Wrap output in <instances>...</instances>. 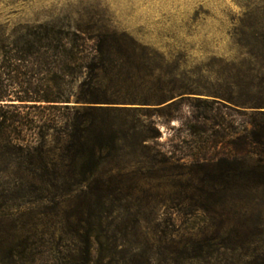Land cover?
Wrapping results in <instances>:
<instances>
[{"label":"trees","instance_id":"1","mask_svg":"<svg viewBox=\"0 0 264 264\" xmlns=\"http://www.w3.org/2000/svg\"><path fill=\"white\" fill-rule=\"evenodd\" d=\"M241 25L236 44L264 50V27ZM1 52V172L21 182L16 199L25 208L58 198L88 205L66 219L60 240L75 255L65 264H99L95 247L125 238L121 209L135 204L155 214L164 207L157 215L166 226L195 210L218 218L220 227L233 225V242H194L190 263L249 248L240 264H264V83L246 85L241 64L213 61L163 79L150 64L155 55L103 19L26 27ZM158 120L179 123L165 152L146 143L159 145ZM151 151L154 159L144 166L121 161ZM186 166L192 176L181 192L161 196L152 192L159 186L139 185L141 172L162 177ZM9 195L0 207L4 217ZM41 255L35 249L32 262ZM18 257L0 264H17Z\"/></svg>","mask_w":264,"mask_h":264},{"label":"rangeland","instance_id":"2","mask_svg":"<svg viewBox=\"0 0 264 264\" xmlns=\"http://www.w3.org/2000/svg\"><path fill=\"white\" fill-rule=\"evenodd\" d=\"M88 19H103L118 32L126 33L147 48L157 58L155 63L151 61L150 64L158 66L156 74L163 79L176 69L190 73L213 61H223L225 64H241L240 79L246 85L264 83L262 47L236 44L242 20L264 27V0H0V59L2 45L14 41L26 27L55 21H70L74 25ZM156 126L160 136L155 142L159 145L155 146L151 141L146 143L155 151L165 152L167 147L164 144L177 134L171 127H178L179 123L172 121L169 126L158 120ZM155 151L125 157L121 161L144 166L154 159ZM1 169L3 166L0 162V207L5 203V196H13L9 195L7 199L9 202L6 203L10 206L6 217L0 208V262L10 261L19 252L17 264H65L69 253L74 254L73 245L61 243L60 240L66 219L73 213L80 216L82 212H87L88 205L82 207L76 199L74 203L58 198L52 204L25 208L14 195V189L21 182L13 176H5ZM191 173L189 166L162 177H156L160 175L158 173L150 177L144 171L138 175L139 185L145 190L149 189L148 185L159 186L152 192L161 196L173 195L179 189L183 191L179 185L183 187V184H187ZM86 190L85 187L77 193L82 194ZM142 196L141 192L134 193L136 198ZM136 205H129L128 212L121 209L120 215L126 221L121 227L126 233L125 238L118 242L113 239L106 246L95 247L99 264H197L185 260L195 254L192 248L194 242L205 239L218 245L226 243V239L233 242V225L220 227L218 218L213 219L204 211L183 213L173 226H166L162 225L157 215L165 211L164 207L157 209L155 214L142 204L145 208H139L140 216H137ZM134 218L139 223L134 222ZM37 248L42 250L41 260L32 262V252ZM245 250L249 248L230 252L221 249L213 258H202L198 263L240 264Z\"/></svg>","mask_w":264,"mask_h":264},{"label":"water","instance_id":"3","mask_svg":"<svg viewBox=\"0 0 264 264\" xmlns=\"http://www.w3.org/2000/svg\"><path fill=\"white\" fill-rule=\"evenodd\" d=\"M72 105H77V104H74V103H73Z\"/></svg>","mask_w":264,"mask_h":264}]
</instances>
